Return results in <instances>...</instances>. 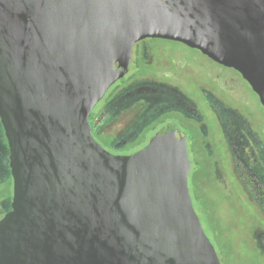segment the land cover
<instances>
[{
	"label": "water",
	"instance_id": "1",
	"mask_svg": "<svg viewBox=\"0 0 264 264\" xmlns=\"http://www.w3.org/2000/svg\"><path fill=\"white\" fill-rule=\"evenodd\" d=\"M146 37L236 68L264 106V0H0L13 177L0 264H220L189 196L178 129L128 155L93 131L104 92Z\"/></svg>",
	"mask_w": 264,
	"mask_h": 264
},
{
	"label": "flooded vegetation",
	"instance_id": "2",
	"mask_svg": "<svg viewBox=\"0 0 264 264\" xmlns=\"http://www.w3.org/2000/svg\"><path fill=\"white\" fill-rule=\"evenodd\" d=\"M181 46L200 54L204 63L183 56ZM248 95L264 113L259 95L236 68L182 41L146 37L133 44L126 72L104 92L93 131L105 150L128 155L147 145L161 128L175 126L185 139L187 186L191 178L195 197L234 198L236 212L244 213L246 206L236 198L242 197L252 218L264 220V128ZM10 163L0 118V219L10 210L13 196ZM229 180L236 182L240 195L232 191ZM251 222V243L262 264L264 221Z\"/></svg>",
	"mask_w": 264,
	"mask_h": 264
},
{
	"label": "rangeland",
	"instance_id": "3",
	"mask_svg": "<svg viewBox=\"0 0 264 264\" xmlns=\"http://www.w3.org/2000/svg\"><path fill=\"white\" fill-rule=\"evenodd\" d=\"M179 50L182 52L181 54L183 56L194 58L197 64L204 63V59L200 54H196L183 46H181ZM197 67H199V65H197ZM200 70L199 67L198 71L200 72ZM247 99L250 101V104H252L251 110H254L255 113L258 114L261 126L264 128V113L260 110L258 104L255 103L252 95H248L246 97V100ZM246 100H240L241 104H244ZM230 185L232 191L240 195V192L237 190L238 186L236 182L230 181ZM188 188L193 208L205 234L215 249L220 264H258L259 260L257 257L259 255L255 243H251V235L255 227V224L253 225L251 221L263 223L264 220L254 218V215L252 218V212L248 207L249 203L242 197H236L239 199L240 203H243L244 207L246 206V210H248L244 211V213L241 211L236 212L234 198H231L229 201V198L221 194L203 199L196 198V188L193 186L191 178H188ZM227 192L229 194L231 193V191ZM230 203L232 205L228 207ZM248 217L252 219L249 220ZM243 235H245V237H242ZM259 264H261L260 261ZM262 264H264V262Z\"/></svg>",
	"mask_w": 264,
	"mask_h": 264
}]
</instances>
